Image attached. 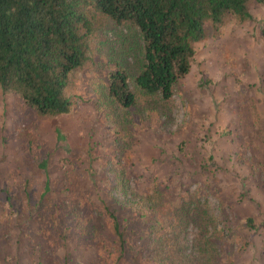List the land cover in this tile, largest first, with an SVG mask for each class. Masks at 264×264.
Listing matches in <instances>:
<instances>
[{
    "label": "rangeland",
    "instance_id": "1",
    "mask_svg": "<svg viewBox=\"0 0 264 264\" xmlns=\"http://www.w3.org/2000/svg\"><path fill=\"white\" fill-rule=\"evenodd\" d=\"M253 13L255 21L209 32L171 102L135 90L141 55L135 46L126 53L135 38L113 24L92 41L73 113L42 117L0 88V264H109L102 256L116 251L110 240L115 232L102 197L112 209L121 208L119 217L131 221L130 231L138 227L130 209L138 198L106 189L122 165L132 172V189L177 192L217 217L222 236L217 264H264V232L247 225L249 217L258 226L264 219V5ZM122 65L138 95L128 112L107 92L111 72ZM48 157L53 190L63 185L66 191L50 197L62 202L58 212L65 211L42 213L41 229L54 230L55 218H67L58 225L64 241L50 245L39 243L31 216L25 221L10 216L11 231L5 232L11 209L4 202L14 194L15 205L25 212L37 201L46 179L40 164ZM84 205L94 217L81 222ZM84 222L98 227L83 229ZM203 227L190 221L162 252L170 250L177 264H190L198 238L216 233L211 225Z\"/></svg>",
    "mask_w": 264,
    "mask_h": 264
},
{
    "label": "trees",
    "instance_id": "2",
    "mask_svg": "<svg viewBox=\"0 0 264 264\" xmlns=\"http://www.w3.org/2000/svg\"><path fill=\"white\" fill-rule=\"evenodd\" d=\"M259 5H264V0H0V88L16 94L42 117L73 113L81 97L76 89L91 59L92 41L113 24L119 32L128 29L135 38L126 53L135 46L134 51L141 55L139 70L133 77L135 90L151 100L153 97L171 102L179 82L191 73L198 44L209 32L217 35L229 23L242 25L255 21L253 8ZM107 92L126 112L137 105L138 95L130 85V73L124 65L111 72ZM49 163L48 157L40 164L46 171L44 188L25 212L15 205L14 194H7L4 201L9 202L11 209L6 213L9 216H6L5 232L11 231L10 216L15 214L19 221L31 216L33 228L42 238L39 243L46 245L55 240L64 241L58 225L62 220L67 221L65 215L58 216L52 223L54 230L49 225L41 229L40 222L45 223L43 216L51 211L58 215L65 211L64 208L58 212L62 202H54L50 197L52 192L61 195L66 191L63 185L53 190ZM117 168L115 182L106 189H117L138 198L130 206L137 216L138 227L130 231L131 221L123 222L119 217L121 208L112 209L102 197L103 209L113 220L115 238L110 240L116 248L104 252L105 261L177 264L170 250L167 255L163 253L167 252L163 247L175 236L179 237L190 221H197L202 227L213 226L216 233L198 238L197 254L187 261L190 264L219 262L222 236L217 230V217L210 215L202 203L188 201V197L177 192L170 195L163 188L156 187L153 194L137 187L132 189L128 182L132 172L124 165ZM83 210L81 222L86 221V215L94 217L85 205ZM96 225L84 222L82 228L95 229ZM247 225L251 230L260 227L264 232V219L258 226L249 217ZM161 254L165 256L162 258Z\"/></svg>",
    "mask_w": 264,
    "mask_h": 264
}]
</instances>
